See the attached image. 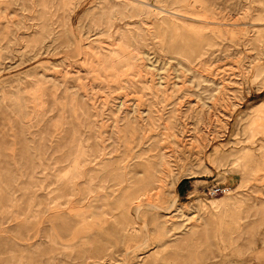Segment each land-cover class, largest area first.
Segmentation results:
<instances>
[{
  "label": "rangeland",
  "instance_id": "374dc122",
  "mask_svg": "<svg viewBox=\"0 0 264 264\" xmlns=\"http://www.w3.org/2000/svg\"><path fill=\"white\" fill-rule=\"evenodd\" d=\"M0 264H264V0H0Z\"/></svg>",
  "mask_w": 264,
  "mask_h": 264
},
{
  "label": "built area",
  "instance_id": "2783aa9c",
  "mask_svg": "<svg viewBox=\"0 0 264 264\" xmlns=\"http://www.w3.org/2000/svg\"><path fill=\"white\" fill-rule=\"evenodd\" d=\"M227 191H228V189L225 187H215V189L213 190V194L214 195H222V194H225Z\"/></svg>",
  "mask_w": 264,
  "mask_h": 264
},
{
  "label": "trees",
  "instance_id": "16d2710c",
  "mask_svg": "<svg viewBox=\"0 0 264 264\" xmlns=\"http://www.w3.org/2000/svg\"><path fill=\"white\" fill-rule=\"evenodd\" d=\"M181 194H182V195H184V193H183V192H182Z\"/></svg>",
  "mask_w": 264,
  "mask_h": 264
}]
</instances>
